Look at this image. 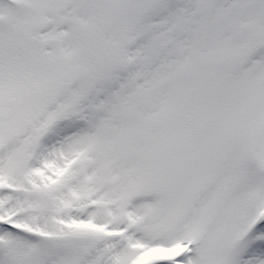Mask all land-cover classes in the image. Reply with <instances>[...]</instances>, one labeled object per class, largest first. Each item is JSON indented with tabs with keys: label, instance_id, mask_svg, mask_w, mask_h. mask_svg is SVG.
<instances>
[{
	"label": "snow or ice",
	"instance_id": "6c2138e0",
	"mask_svg": "<svg viewBox=\"0 0 264 264\" xmlns=\"http://www.w3.org/2000/svg\"><path fill=\"white\" fill-rule=\"evenodd\" d=\"M0 264H264V0H0Z\"/></svg>",
	"mask_w": 264,
	"mask_h": 264
}]
</instances>
